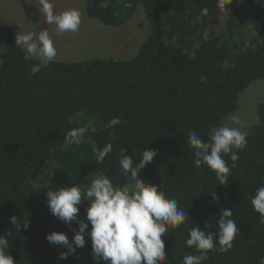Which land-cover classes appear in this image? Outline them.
I'll return each mask as SVG.
<instances>
[{
    "label": "trees",
    "instance_id": "1",
    "mask_svg": "<svg viewBox=\"0 0 264 264\" xmlns=\"http://www.w3.org/2000/svg\"><path fill=\"white\" fill-rule=\"evenodd\" d=\"M217 0H86L85 16L106 26H120L143 8L150 31L129 59L91 58L55 61L32 75L39 61L24 59L15 36L0 20V235H7L16 264H96L91 241L77 256L58 259L66 251L46 234L64 232L72 239L75 222L57 220L45 193L60 186L85 187L103 171L115 186L131 184L120 174L119 155L136 162L145 148L156 149L140 176L175 198L189 221L169 228L162 238L165 264H181L185 254H198L185 241L193 224L218 232L222 209L233 211L240 232L233 248L210 251L204 264H258L264 257V224L251 199L264 186V100L256 107L258 122L247 133L237 167L228 183L219 185L206 166L196 167L189 130L202 140L238 108L239 94L252 81L264 82V0H232L221 11ZM209 9L201 16V8ZM25 20L38 21L39 9L23 5ZM119 116L112 129L104 124ZM84 127L85 139L97 146L111 142L113 151L97 164L91 147L65 139L72 128ZM114 136H109V132ZM229 166L231 160L225 156ZM212 192L218 197L213 201ZM80 206L79 217H85ZM26 218L17 230L11 216Z\"/></svg>",
    "mask_w": 264,
    "mask_h": 264
},
{
    "label": "clouds",
    "instance_id": "2",
    "mask_svg": "<svg viewBox=\"0 0 264 264\" xmlns=\"http://www.w3.org/2000/svg\"><path fill=\"white\" fill-rule=\"evenodd\" d=\"M40 6V13L47 25H55L56 33H77L81 25V11L78 8H67L57 12L53 0H36ZM232 0H217L216 7L223 11ZM209 9L201 8L200 15L208 16ZM15 46L24 53V59L35 58L39 62L31 66L32 75L42 68L55 62L57 49L49 31L45 28L38 33L28 31L17 33ZM234 124H241L238 117H232ZM121 123L120 117L111 118L104 124L106 129H112ZM86 129L77 127L70 129L65 139L74 145L86 144L91 147L97 164H103L105 158L113 151V144L108 142L98 147L95 139H85ZM114 136L113 132L108 133ZM187 143L194 149L193 162L196 167L206 166L211 170L219 185L228 183L232 168H236L239 151L247 147V133L239 127L219 126L213 129L210 140L205 142L194 131L187 133ZM138 162L133 156L125 154L123 148L119 155L120 174L128 178L131 184L115 186L105 172H99L89 185L81 187L78 184L60 186L49 189L46 203L50 213L65 224L75 222L72 239L69 240L64 232L52 231L45 239L66 249L58 253V259L66 260L69 256H77V249L85 246V237L91 241V256L96 264H165V243L162 239L169 228H177L189 217L186 211L178 206L175 198H169L160 187L142 179L140 171L146 164L151 163L157 155L156 149L145 148L138 152ZM225 156L231 160V166ZM213 201L218 197L214 192L210 194ZM85 217L81 219L79 212L82 202ZM251 205L259 214V223L264 224V186L255 191ZM232 209H222L216 220L218 232L213 234L206 231L211 224L200 230L198 225L188 231L185 245L194 248L198 254H185L181 264H204L208 260V253L216 251L228 252L233 248V242L240 232L237 222L232 218ZM10 223L17 230L21 225L25 230L29 223L26 218L11 216ZM7 235H0V264H16L9 254ZM258 264H264V257L259 258Z\"/></svg>",
    "mask_w": 264,
    "mask_h": 264
},
{
    "label": "rangeland",
    "instance_id": "3",
    "mask_svg": "<svg viewBox=\"0 0 264 264\" xmlns=\"http://www.w3.org/2000/svg\"><path fill=\"white\" fill-rule=\"evenodd\" d=\"M85 2L86 0H53L57 12L67 8H78L81 11V25L79 31L74 34L70 32L57 34L56 26L45 24L40 11L38 21L27 22L23 5L33 3L40 9L36 0H0V20L5 29L14 36L20 32L38 33L39 30L46 28L57 49L55 61L75 62L91 58L125 60L134 57L150 31L143 8L138 5L133 17L123 25L106 26L85 16ZM262 100L264 82L256 79L239 94L237 110L224 117L220 126L239 127L241 131L247 132L259 120L256 107ZM234 116L240 119L241 124L233 123Z\"/></svg>",
    "mask_w": 264,
    "mask_h": 264
}]
</instances>
